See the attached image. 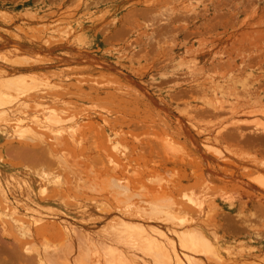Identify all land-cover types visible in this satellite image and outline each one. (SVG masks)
<instances>
[{
  "label": "rangeland",
  "instance_id": "rangeland-1",
  "mask_svg": "<svg viewBox=\"0 0 264 264\" xmlns=\"http://www.w3.org/2000/svg\"><path fill=\"white\" fill-rule=\"evenodd\" d=\"M9 74L33 78L63 119V132L34 125L36 138L18 139L24 124L0 114V223L14 234L18 219L35 238L14 263L34 259L42 239L115 246L105 231L124 220L169 238L170 229L199 228L219 255L199 264H264V188L255 180L264 137L250 135L264 124V0H0V78ZM43 172L54 177L45 194L34 178ZM118 176L141 195L132 199L140 208L167 197L183 218L125 214L109 184ZM197 192L205 210L188 200ZM3 239L0 248L15 246Z\"/></svg>",
  "mask_w": 264,
  "mask_h": 264
},
{
  "label": "bare ground",
  "instance_id": "bare-ground-1",
  "mask_svg": "<svg viewBox=\"0 0 264 264\" xmlns=\"http://www.w3.org/2000/svg\"><path fill=\"white\" fill-rule=\"evenodd\" d=\"M2 74H3V72H2ZM9 75H11V76L6 75L7 77L0 78V114H1V112L8 113L9 116L7 115V117L15 116L14 120L20 121L22 124H24V125H19L18 129L16 128L17 129L16 131L12 130L13 131L12 136H14L18 139L36 138L34 135L35 133H33V131H32L34 129V125H36L38 129L51 127L52 129L58 128V131H61L60 128L63 125L61 110L59 111V110H56L53 106H49L52 102L50 104H48L49 98H46V96L45 97L43 95L39 96V93H41V91L39 92L37 90V88L35 89V87H37V84L34 86V84L36 83V82L35 83L33 82L34 79L32 78L33 79L32 80L30 78L29 80H27L28 76L24 77L25 75L24 76L13 75V74H9ZM34 89L37 91H35ZM3 90H5V91H3ZM10 92H14V93L18 94L19 96L20 95L27 96V98H29L28 99L29 103L32 102V108L33 109L29 108V106H28L29 104H27V101H24L23 103H20V101H18L20 104L17 105L18 102L15 101V100H17L16 99L17 97L16 98L8 97ZM14 102H16V104H14ZM37 109H41V110L38 112ZM21 112L24 113L23 116L21 115ZM5 115H3V117L1 116V118L6 119L7 117H4ZM18 116H22V117L19 119ZM16 117H18V119ZM7 120L10 121V118L9 119L7 118ZM242 122H244V121H242ZM244 123L247 124L248 122L246 121ZM253 125H254V128H253L254 131L253 132L251 131L252 133L250 132V135L252 137H255V138L259 137V136L264 137V124L257 122V123H254ZM20 126H21V128H20ZM62 129H63V127H62ZM10 130H11V128H10ZM40 130H42V129H40ZM67 131H68V129H67ZM70 131L71 130H69L68 132H70ZM61 132H63V130ZM72 132H74V131L72 130ZM54 133H56V132L54 131ZM50 134H52V133H50ZM243 135L244 134H240L241 137ZM30 136H33V137L31 138ZM72 136H74V135H72ZM72 136L70 135V137H72ZM70 137H69V139H70ZM36 140H38V138ZM39 140L41 141V139H39ZM53 140H55L54 137H53ZM70 141H71V139H70ZM42 142H43V140H42ZM45 148H47V147H45ZM46 150H50V149L47 148ZM42 151H45V150H42ZM32 152H34V151H32ZM9 153H10V151H9ZM33 154L34 153H32V155ZM48 154L49 153H47V155ZM44 156H45V154H44ZM104 158H106L105 159L106 164L112 170V172L119 174L120 173L119 169H121V167L119 168V165L117 164V159L110 157V156H105ZM21 159H22V157H21ZM27 159L29 160V158H27ZM40 160H42V158H40ZM42 174L40 176V173H39L38 174L39 176L37 177V175L35 173L34 178H37L38 182L40 183V186L39 185L38 186H39V188L41 187L43 193L45 194L47 191V187H48L47 184L53 182L52 180L54 179V177H53V179L52 178L50 179V177H48L49 174L44 173V172ZM255 178H256L255 180L258 183V185L261 186L262 188H264V174L260 173ZM52 184H54V183H52ZM59 184H60V182H59ZM109 184H110L111 188H113L112 190H114L116 193L115 198L117 199V202H119L121 205H123V207H124L123 212L125 214L126 213H128V214L132 213L133 216L137 215V216H142L144 218L150 216L151 219H155V220H161L164 217V220H162L163 222L169 221V220L171 221V220H173V218L176 219L177 217H178V221L181 220V219L179 220V217H181V216H179V215L177 217L173 216L175 214V211H174L175 204L172 202L173 199H169L167 197L166 198L158 197V195L156 197L154 196L155 198L151 199V197L149 196L151 199L150 202H148L150 208H148V207L147 208H140L137 205L138 202H134V201H132V199H134L135 197L139 198L141 195L137 194L135 192L132 193V190H130V180L128 177L118 176V179L109 180ZM39 194H41V192ZM199 194H200V192H199ZM199 194H198V192L194 193L190 198H188L190 203L194 205V208L195 207L197 208V211H198V209L199 210H205L206 209V208H204L205 207L204 201H202V198L204 197V195L200 196ZM142 202H144V201H140L139 204ZM141 205H144V204H141ZM200 207H203V208H200ZM177 208H178V206H177ZM146 211H149V212L147 214H145ZM176 211H178V209ZM182 213H184V212H182ZM160 215H163V217L161 216L162 217L161 219L159 217ZM183 215H185V214H183ZM4 216H6V215L0 209V220L2 221V224L4 223L2 220ZM117 217H119V216H117ZM203 217H205V216H203ZM181 218H183V217H181ZM12 222H13V226H12L13 230L12 231L14 232V234L8 233L5 226H3L0 223V229H1L0 235H1V237H3L7 241H10L12 244H15L14 247L11 246L12 248H9L10 246L8 247L7 245L5 248L4 247L0 248V257L2 256V254H3V256H7V255L9 256V257H6L7 261H4V263L1 260V262L3 264H5V262L12 263L13 262L12 260L15 261L17 259H18V262H19V260L23 261L22 256H21L22 258H18L23 253H18V252L21 250L22 247L25 248V245L27 248V250L25 248V250H26L25 252L26 253H27V251L31 252V249H29L31 247L29 246V248H28L27 244L29 243L28 242L29 239H31V240L35 239L32 232L27 230L28 227L25 226L24 223H21L18 219H12ZM134 225H131L130 223L125 222L124 220L115 221V223H113L112 225H110V226L108 225L109 226L108 227L109 232L107 230L105 232L109 233V237L107 235H105V236L107 238H110L111 240H113L116 245L114 244L115 246H111L110 243H103V242H101L99 245V241H98V244L94 243V245H93L92 244L93 242H92L90 244V246L94 247L93 250L87 244H85V242L83 241L84 240L83 235H80L81 238H78L81 241V243H79V244L76 243L78 245H76L75 243L68 245V242H70V240H69L67 242L66 246H64L60 243L61 245L58 247H52V246H50L49 243H47V241L42 239L41 242L39 241L40 245L39 246L37 245L38 247H36V248L32 247L33 251L36 254V257L33 255L34 259L32 257L31 260L27 259L25 261H29L28 264H134V261L137 258H139L141 261L142 258L149 257L153 262L152 264H199V259H198L199 257H204V258L208 257L209 260H218V258H219V255H218V252L216 249V244L213 241H211V239L208 238L204 234V232L200 231L199 228L193 229L191 227V228L187 229L186 231L182 232L183 234L180 233L182 235L175 234V232H177L178 230L173 231L172 229H170V231L168 230L170 232L169 235H171L173 237L169 238L167 233H165L163 231H160V230L158 231L156 229H155V231L154 230H146V229H143L142 227L139 228L140 226L137 227V224H136V226H134ZM179 226H181V224ZM149 228H152V227H149ZM181 230H184V229H181ZM212 238L215 239L214 235L212 236ZM172 239H174V240H172ZM34 241H35V243L37 242L36 240H34ZM63 241H65V240H63ZM131 248L135 249L134 251L138 255L135 252H133L132 251L133 249H131ZM137 251L140 252L141 255ZM16 252L18 255L20 254L18 257L16 256ZM34 252H33V254H34ZM5 254H7V255H5ZM262 256L264 259V253ZM8 258L11 260H8ZM1 259H3V258H1ZM143 262L144 261L142 260V263ZM222 262H223V260H222ZM2 263H0V264H2ZM16 263L17 262H15V263L13 262L12 264H16Z\"/></svg>",
  "mask_w": 264,
  "mask_h": 264
},
{
  "label": "crops",
  "instance_id": "crops-1",
  "mask_svg": "<svg viewBox=\"0 0 264 264\" xmlns=\"http://www.w3.org/2000/svg\"><path fill=\"white\" fill-rule=\"evenodd\" d=\"M253 150H255V149H253V148L245 149V151H247V152H249V153H254ZM254 154H255V153H254ZM256 156H257L258 160H260V161H262V160L264 159V157H262V156L259 155V154H257ZM228 188H229V187H228ZM234 199H235V198H234ZM236 200H240V198H237ZM230 204H232V202H231V201H227V206H229Z\"/></svg>",
  "mask_w": 264,
  "mask_h": 264
}]
</instances>
